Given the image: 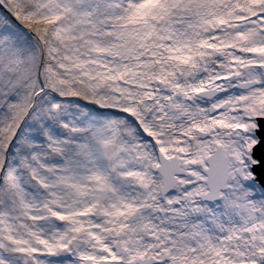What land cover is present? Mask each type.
Instances as JSON below:
<instances>
[{
	"label": "snow or ice",
	"instance_id": "snow-or-ice-1",
	"mask_svg": "<svg viewBox=\"0 0 264 264\" xmlns=\"http://www.w3.org/2000/svg\"><path fill=\"white\" fill-rule=\"evenodd\" d=\"M0 264H264V0H0Z\"/></svg>",
	"mask_w": 264,
	"mask_h": 264
}]
</instances>
